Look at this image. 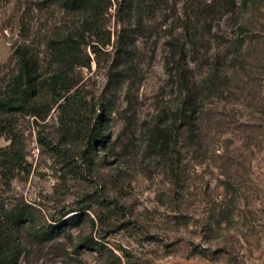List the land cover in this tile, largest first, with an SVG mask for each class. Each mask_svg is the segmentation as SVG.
Segmentation results:
<instances>
[{
  "label": "rangeland",
  "instance_id": "obj_1",
  "mask_svg": "<svg viewBox=\"0 0 264 264\" xmlns=\"http://www.w3.org/2000/svg\"><path fill=\"white\" fill-rule=\"evenodd\" d=\"M197 3L131 2L118 26L112 7L107 30L148 38L130 64L107 49L86 66L90 48L72 61L64 43L86 13L0 0V95L19 47L46 114L0 113V149L24 158L0 167V264H264V0L212 22ZM57 76L69 101L47 88Z\"/></svg>",
  "mask_w": 264,
  "mask_h": 264
},
{
  "label": "trees",
  "instance_id": "obj_2",
  "mask_svg": "<svg viewBox=\"0 0 264 264\" xmlns=\"http://www.w3.org/2000/svg\"><path fill=\"white\" fill-rule=\"evenodd\" d=\"M53 4H57L61 9L66 12L80 13L84 12L87 14L80 25V30L74 33H70L66 36L64 41L67 49V57L70 60L75 59L77 50L79 49V44H83L84 47L90 48V53L92 59L86 56V63L84 65L89 66L90 62L94 60L98 63V56L105 54L107 49L114 52L119 61H128L130 64L133 60L132 55L136 51V41L138 38L147 39L148 36L144 30L139 25H136L133 31H127L125 26L121 28L116 27V32L112 33L106 28V15L112 7L115 8L116 18L115 26L119 25L120 16H125L126 10L128 9L131 2H134V6L139 7L143 11L147 8L151 10L160 6L162 3H166L167 0H48ZM231 0H198L197 5L200 6V11L204 14H211V22L213 18L222 16L225 13L230 12L229 8ZM217 19V18H216ZM218 19V20H219ZM214 21V20H213ZM205 22V20H203ZM184 22L175 19L171 22L169 31L172 34L178 28H183ZM210 24V23H209ZM195 28L188 27L187 34L193 37L195 35ZM80 41V42H79ZM92 43V44H91ZM14 54L18 57V68L17 73L11 79L10 86L7 94L4 97L0 95V113L5 111H22L28 115L39 117L43 119L46 117L40 116L39 112L44 108L42 106L35 105L37 88L32 84V60L27 56V54L21 48L17 47ZM131 65H129L128 72L131 71ZM132 72V71H131ZM49 92L55 96L57 100L63 99L65 102L69 101L68 97L72 86L62 77L57 76L56 78H51L48 83ZM66 104V103H65ZM68 104V103H67ZM59 109L64 110V106L58 105ZM37 111V112H36ZM8 169H18L22 168L24 163V158L19 151L13 150L12 142L8 147L0 149V167ZM5 163V164H3ZM28 206H20L11 210L9 215L12 219L19 224L24 223L29 219L30 210H27ZM13 211V212H12ZM68 214V213H67ZM66 214V215H67ZM56 227H53V231ZM59 229V228H57ZM51 231V233L53 232ZM54 233V232H53ZM52 233V234H53ZM7 250V257L15 258L18 253L15 254L13 251ZM0 252H1V242H0Z\"/></svg>",
  "mask_w": 264,
  "mask_h": 264
}]
</instances>
